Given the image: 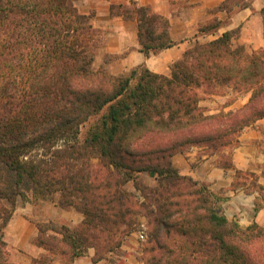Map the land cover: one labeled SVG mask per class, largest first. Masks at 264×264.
<instances>
[{
    "label": "trees",
    "instance_id": "1",
    "mask_svg": "<svg viewBox=\"0 0 264 264\" xmlns=\"http://www.w3.org/2000/svg\"><path fill=\"white\" fill-rule=\"evenodd\" d=\"M79 1L0 0V264H14L5 230L16 210L39 200L84 216L75 228L36 223L34 243L68 261L93 248L101 262L145 221V264H264V225L229 220L222 200L173 163L201 147L232 167L241 133L264 119V49L234 47L237 33L227 32L197 40L169 76L144 66L115 76L95 66L100 33ZM118 9L137 14L144 53L175 45L166 18ZM226 94L230 104L250 98L211 115L200 105L202 95Z\"/></svg>",
    "mask_w": 264,
    "mask_h": 264
},
{
    "label": "crops",
    "instance_id": "2",
    "mask_svg": "<svg viewBox=\"0 0 264 264\" xmlns=\"http://www.w3.org/2000/svg\"><path fill=\"white\" fill-rule=\"evenodd\" d=\"M225 0H81L77 6L82 14L92 15V24L100 33L95 66L104 67L115 76L127 75L144 66L151 72L169 76L171 67L198 40L214 41L227 32H236L234 47L247 52L264 49V0H245L246 6L232 12L220 7ZM146 7L152 13L166 18L174 46L146 54L139 38L137 14L127 18L119 7ZM113 8H115L113 10ZM213 27L202 34L201 27ZM233 94L203 96L201 107L209 115L224 110L244 107L250 95L230 104ZM239 145L230 153L231 168L219 165L217 156L206 154L201 148H192L173 157L174 165L182 175L206 184L222 200V208L229 220H238L243 226L264 225V119L246 128L239 137ZM229 154V153H228ZM154 177V175H151ZM261 188V191L258 189ZM84 216L71 209H62L55 202L39 200L20 206L5 230V241L14 264H39L44 257L50 264L94 263L96 251L92 248L82 257L68 261L37 246L39 234L36 223L54 222L72 228L79 226ZM124 252L129 248L123 246ZM131 264H145L133 262Z\"/></svg>",
    "mask_w": 264,
    "mask_h": 264
},
{
    "label": "rangeland",
    "instance_id": "3",
    "mask_svg": "<svg viewBox=\"0 0 264 264\" xmlns=\"http://www.w3.org/2000/svg\"><path fill=\"white\" fill-rule=\"evenodd\" d=\"M204 96V95H202ZM206 109V108H204ZM208 114V113H207ZM196 148H201V147H196ZM204 152L205 149L201 148ZM228 152V151H227ZM229 153V152H228ZM226 153V154H228ZM207 154V153H206ZM213 156L218 157V161H221V157L223 155L221 154H216ZM224 158V156H223ZM143 182L149 186H153L155 184V178L152 177L149 173H145L143 175ZM27 203V202H26ZM22 204L21 206H24ZM147 228V239L145 241L140 240L139 238V232L142 229V226L138 227L125 241L124 245L125 247L129 248V252H124V250H120L116 252L115 254H109V256L106 257V259L101 260V264H131L133 262H143L145 263V248L148 242V237H149V230L148 226L146 225L145 221H142Z\"/></svg>",
    "mask_w": 264,
    "mask_h": 264
},
{
    "label": "built area",
    "instance_id": "4",
    "mask_svg": "<svg viewBox=\"0 0 264 264\" xmlns=\"http://www.w3.org/2000/svg\"><path fill=\"white\" fill-rule=\"evenodd\" d=\"M139 238L142 241H145L147 239V228L145 225H142V229L139 232Z\"/></svg>",
    "mask_w": 264,
    "mask_h": 264
}]
</instances>
